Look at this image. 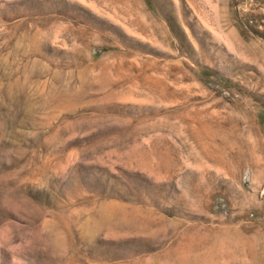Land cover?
<instances>
[{
  "label": "rangeland",
  "instance_id": "rangeland-1",
  "mask_svg": "<svg viewBox=\"0 0 264 264\" xmlns=\"http://www.w3.org/2000/svg\"><path fill=\"white\" fill-rule=\"evenodd\" d=\"M0 264H264V0H0Z\"/></svg>",
  "mask_w": 264,
  "mask_h": 264
}]
</instances>
